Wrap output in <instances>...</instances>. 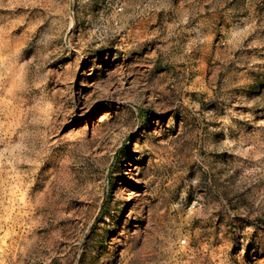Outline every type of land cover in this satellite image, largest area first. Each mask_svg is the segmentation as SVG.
<instances>
[{
    "label": "rangeland",
    "instance_id": "374dc122",
    "mask_svg": "<svg viewBox=\"0 0 264 264\" xmlns=\"http://www.w3.org/2000/svg\"><path fill=\"white\" fill-rule=\"evenodd\" d=\"M0 264H264V0H0Z\"/></svg>",
    "mask_w": 264,
    "mask_h": 264
}]
</instances>
